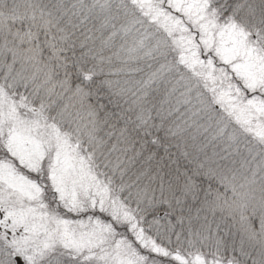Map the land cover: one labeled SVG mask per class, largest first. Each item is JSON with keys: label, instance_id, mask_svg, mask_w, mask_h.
I'll return each mask as SVG.
<instances>
[{"label": "snow or ice", "instance_id": "snow-or-ice-1", "mask_svg": "<svg viewBox=\"0 0 264 264\" xmlns=\"http://www.w3.org/2000/svg\"><path fill=\"white\" fill-rule=\"evenodd\" d=\"M0 264H264V0H0Z\"/></svg>", "mask_w": 264, "mask_h": 264}]
</instances>
